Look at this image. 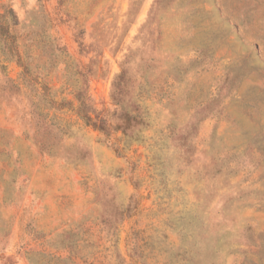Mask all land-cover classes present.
<instances>
[{
    "label": "rangeland",
    "instance_id": "rangeland-1",
    "mask_svg": "<svg viewBox=\"0 0 264 264\" xmlns=\"http://www.w3.org/2000/svg\"><path fill=\"white\" fill-rule=\"evenodd\" d=\"M10 8L0 264H264V0Z\"/></svg>",
    "mask_w": 264,
    "mask_h": 264
},
{
    "label": "trees",
    "instance_id": "trees-1",
    "mask_svg": "<svg viewBox=\"0 0 264 264\" xmlns=\"http://www.w3.org/2000/svg\"><path fill=\"white\" fill-rule=\"evenodd\" d=\"M18 25V18L13 9H6L4 13H0V36L6 48L5 52L8 56L20 60V53L15 35L12 33V27ZM75 100L76 106L72 105V110L75 111L81 119L88 125L99 131H106L104 121L96 114L95 109L89 102V97L84 95L81 88H77ZM124 264L126 261L123 259ZM127 264V263H126ZM128 264H138V261L131 256V261Z\"/></svg>",
    "mask_w": 264,
    "mask_h": 264
}]
</instances>
